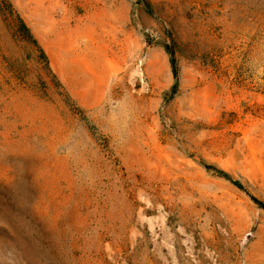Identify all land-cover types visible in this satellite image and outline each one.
I'll use <instances>...</instances> for the list:
<instances>
[{
    "label": "rangeland",
    "instance_id": "1",
    "mask_svg": "<svg viewBox=\"0 0 264 264\" xmlns=\"http://www.w3.org/2000/svg\"><path fill=\"white\" fill-rule=\"evenodd\" d=\"M11 1L0 264H264V0Z\"/></svg>",
    "mask_w": 264,
    "mask_h": 264
},
{
    "label": "trees",
    "instance_id": "2",
    "mask_svg": "<svg viewBox=\"0 0 264 264\" xmlns=\"http://www.w3.org/2000/svg\"><path fill=\"white\" fill-rule=\"evenodd\" d=\"M139 3L141 5H143L147 11L149 13H153V8L151 3L148 0H139ZM0 10L7 16V17H11L13 20V24L16 28V31L23 36V38L25 40H27L28 42H30L39 52L41 58L46 62L48 69L50 70V72H52L51 67H50V63H49V58L48 55L46 53V51L44 50V48L42 47V45L40 44L39 40L37 39V37L35 36V34L33 33L32 29L30 28V26L27 24V22L25 21V19L22 17V15L19 13V11L15 8L13 2L11 0H0ZM166 51L170 56V62H171V67H172V72L174 75V86L172 88V91L168 94L166 101H169L173 98H175L178 93H179V89H180V78H179V74H180V69H179V63H178V59H177V54H176V49H175V45H166ZM55 78H57L54 75ZM203 166L211 172H214L217 176H219L220 178H223L227 181H229L230 183H232L235 187H237L239 190L246 192L251 198L252 200L261 208L264 210V202L255 198L254 196H252L248 189L246 188V186L240 181L237 180L236 178H234L230 173L217 168L216 166L213 165H209L206 163H203Z\"/></svg>",
    "mask_w": 264,
    "mask_h": 264
}]
</instances>
